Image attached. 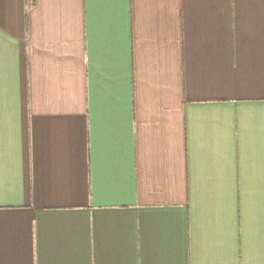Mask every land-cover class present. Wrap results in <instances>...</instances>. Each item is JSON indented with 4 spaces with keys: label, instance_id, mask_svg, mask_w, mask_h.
Here are the masks:
<instances>
[{
    "label": "crops",
    "instance_id": "1",
    "mask_svg": "<svg viewBox=\"0 0 264 264\" xmlns=\"http://www.w3.org/2000/svg\"><path fill=\"white\" fill-rule=\"evenodd\" d=\"M0 264H264V0H0Z\"/></svg>",
    "mask_w": 264,
    "mask_h": 264
}]
</instances>
